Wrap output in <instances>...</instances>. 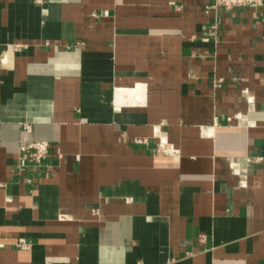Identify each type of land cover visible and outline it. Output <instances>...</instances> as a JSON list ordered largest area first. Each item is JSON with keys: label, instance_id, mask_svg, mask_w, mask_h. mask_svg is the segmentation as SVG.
<instances>
[{"label": "crops", "instance_id": "obj_1", "mask_svg": "<svg viewBox=\"0 0 264 264\" xmlns=\"http://www.w3.org/2000/svg\"><path fill=\"white\" fill-rule=\"evenodd\" d=\"M212 5L0 0V264H264V3Z\"/></svg>", "mask_w": 264, "mask_h": 264}, {"label": "built area", "instance_id": "obj_2", "mask_svg": "<svg viewBox=\"0 0 264 264\" xmlns=\"http://www.w3.org/2000/svg\"><path fill=\"white\" fill-rule=\"evenodd\" d=\"M264 3V0H213V7H222L226 10H231L236 7H260ZM26 130H29L28 125H24L23 127ZM137 142L145 143V140H137ZM161 145L156 147L155 150L159 151L161 149ZM49 152V143L45 140H32L25 142L19 146V167H25L28 165H32L36 168L37 171L46 168V158ZM171 152V151H169ZM260 158H257V160ZM19 246H28L22 240L17 243Z\"/></svg>", "mask_w": 264, "mask_h": 264}]
</instances>
